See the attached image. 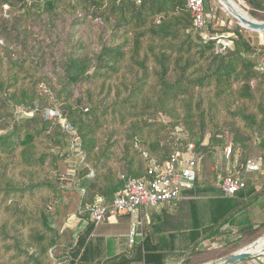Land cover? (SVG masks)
Segmentation results:
<instances>
[{"label":"trees","instance_id":"1","mask_svg":"<svg viewBox=\"0 0 264 264\" xmlns=\"http://www.w3.org/2000/svg\"><path fill=\"white\" fill-rule=\"evenodd\" d=\"M242 2L264 22V0ZM224 32L232 46L219 54L185 0H0V264H166L190 220L193 255L264 228H232L253 203L250 182L222 200L220 189L197 181L188 199L163 206L173 210L143 209L142 242L130 243L132 214L113 225L90 218L98 198L112 203L152 160L163 164L189 144L202 156L229 144L232 158L240 154L237 170L256 158L264 175V44L241 27ZM49 109L60 118L46 119ZM76 142L83 158L72 180ZM71 182L86 223L79 232L55 226ZM200 194L216 198L206 228L189 203Z\"/></svg>","mask_w":264,"mask_h":264},{"label":"built area","instance_id":"2","mask_svg":"<svg viewBox=\"0 0 264 264\" xmlns=\"http://www.w3.org/2000/svg\"><path fill=\"white\" fill-rule=\"evenodd\" d=\"M136 2L142 4L143 0ZM185 2L192 16L194 28L205 38L216 41L217 53H227L232 43L224 29L227 26L234 28L228 18L223 17L222 14L218 16L214 12L209 13L205 7L206 0H185ZM210 28L216 32L212 33ZM44 116L46 119L60 118L58 110L52 109L47 110ZM64 128L68 131L72 130L69 124H65ZM68 151L75 159L74 168L69 174V178L74 180L83 157L77 142L71 145ZM225 153L226 157L230 158L231 147H226ZM203 159L204 157L197 153L195 144H189L186 150L175 152L163 164L152 160L147 176L143 179H128L125 189L117 194L112 203L106 204L102 198H98L90 209L91 220L100 225L116 220L120 216L132 214L134 221L129 238L130 243L133 244L139 236L137 227L141 225L140 214L143 209L159 208L188 199L186 193L193 190L196 182L199 181ZM241 169L242 172L235 169L233 174L221 179L220 190L224 197L232 198L243 192L246 189L245 176L259 173L262 170V162L256 158L250 159L241 165ZM204 245L209 246L210 243L206 242Z\"/></svg>","mask_w":264,"mask_h":264},{"label":"rangeland","instance_id":"3","mask_svg":"<svg viewBox=\"0 0 264 264\" xmlns=\"http://www.w3.org/2000/svg\"><path fill=\"white\" fill-rule=\"evenodd\" d=\"M236 4L240 6V8L247 14L250 15L248 9L244 6L242 0H234ZM206 8L209 13L214 12L218 16L222 14L223 17L228 18L230 21V24L232 27L237 28L241 27L240 22L235 19L230 12H228L223 5L219 2V0H206ZM251 18H253L250 15ZM254 20L260 21L258 19L253 18ZM263 22V21H262ZM244 29L247 33V35L252 38L253 32H250L249 30L241 27ZM263 40V37H262ZM264 44V40L262 42ZM178 135L180 138H182L183 133L179 130ZM228 141V140H227ZM229 142V141H228ZM225 147H230L229 144H227ZM225 148L222 147H216L211 153H208L206 155H203V164L201 167V173L199 178V185L201 188H214V189H220L221 185V179L229 175L231 172H233L235 169H238L239 164V158L240 154H237L234 158L230 156V158H227L225 155ZM252 158L255 156H258V153L254 150L251 154ZM246 182H250L252 186L255 187V190L253 192V203L248 208L244 210L241 214L237 215L235 222L232 225V228L234 230H238L239 228L245 227V226H253L255 229L258 227L264 225V192L261 193L264 190V175L263 174H248L245 176ZM74 183L71 182L69 185H67L64 194L66 197L64 199V205L61 209L62 214L61 216L56 220L55 226L58 228L64 229L65 227L69 228L73 232H79L81 230L82 223H85L83 219H80L77 216V211L79 207V201H80V192L75 188L73 185ZM72 193L74 195H72ZM257 196V197H256ZM222 200H228L226 197H221ZM216 198L212 196H207L205 194H200L196 196L195 198L189 200V203L194 204L196 206V213H199L200 221L195 220V223L202 225L203 227H208L210 225V213L209 209L210 207H215V200ZM169 209L173 210L174 206H166ZM166 207H159V209H152L149 210L148 215H151V212H162L164 208ZM147 209V208H146ZM144 209V210H146ZM185 210V209H184ZM197 221V222H196ZM81 222V223H79ZM142 225L140 226V234L143 231V229L146 228V225L148 224V221L146 219L140 221ZM188 229L182 232H178L175 234L176 239L174 241L173 249L166 253V264H183L184 261L188 260L189 262L193 264H206L213 260V256H215L214 253H235L243 248L247 247L254 241L258 240L260 237L264 235V228L258 229V233L256 235H249V234H240V235H234L229 238V244L225 246V249L221 250L220 252H205L198 255H193V246L198 241L196 238H193L195 241L191 240V234L194 231V223L193 220H190L188 222ZM110 224H115V221H110ZM107 239V238H106ZM143 240L142 236L139 235L138 238H136L137 241ZM115 241L118 243H121L127 245V238L123 239L122 236H118L115 238ZM206 243V242H205ZM202 244L200 245V248ZM116 249L110 250L111 253L104 252V257H108L109 255L113 254ZM227 254V255H229ZM212 259V260H211ZM219 259V258H218ZM206 260H209L205 262ZM138 264H144V262L138 263ZM238 264H264V256L249 259L243 262H240Z\"/></svg>","mask_w":264,"mask_h":264},{"label":"water","instance_id":"4","mask_svg":"<svg viewBox=\"0 0 264 264\" xmlns=\"http://www.w3.org/2000/svg\"><path fill=\"white\" fill-rule=\"evenodd\" d=\"M225 1L226 0H219V2L221 3ZM231 15L236 19V15H233V14ZM237 20L240 22L241 27L249 30L250 32L257 33V34H264V22L254 20L253 18L252 20H249L243 17H238ZM263 241H264V235L260 237L258 240L248 245L247 247L243 248L242 250L226 255V256H223L219 259L213 260L206 264H238L240 262H243L249 259L262 257L264 256V249L260 251V253H252L251 251L254 250L258 246V244L262 243Z\"/></svg>","mask_w":264,"mask_h":264},{"label":"bare ground","instance_id":"5","mask_svg":"<svg viewBox=\"0 0 264 264\" xmlns=\"http://www.w3.org/2000/svg\"><path fill=\"white\" fill-rule=\"evenodd\" d=\"M221 3V2H220ZM223 5V7L230 12L233 15H236V19H238V17H243L249 20H252V18L250 17L249 14L245 13L238 4H236V2L234 0H226L225 2L221 3ZM264 249V241L260 244H258V246L252 250V253H260V251H262Z\"/></svg>","mask_w":264,"mask_h":264},{"label":"crops","instance_id":"6","mask_svg":"<svg viewBox=\"0 0 264 264\" xmlns=\"http://www.w3.org/2000/svg\"><path fill=\"white\" fill-rule=\"evenodd\" d=\"M252 41H253L254 45L259 46V45H261L262 42H263V40H262V36L259 35V34H257V33H253V34H252ZM230 174H233V172H231ZM72 195H74V194L72 193ZM64 197H66L65 194H64ZM64 201H66V200L64 199ZM158 212H159V210L157 211V213H158ZM113 221H114V220H113ZM79 223H81V222H79ZM108 223H110V222H108ZM117 223H118V221H115V224H117ZM80 225H82V227H81V230H82L83 228H85L86 223H82V224H80ZM150 234H151L152 241H153V243H154V242H155V237H154V235H153L152 232H150ZM109 236H110V235H109ZM154 244H155V243H154Z\"/></svg>","mask_w":264,"mask_h":264}]
</instances>
